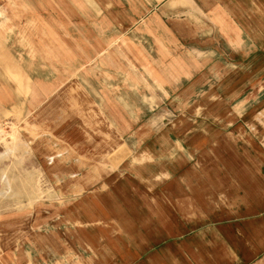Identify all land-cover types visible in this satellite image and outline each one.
Returning <instances> with one entry per match:
<instances>
[{"label": "rangeland", "instance_id": "obj_1", "mask_svg": "<svg viewBox=\"0 0 264 264\" xmlns=\"http://www.w3.org/2000/svg\"><path fill=\"white\" fill-rule=\"evenodd\" d=\"M150 1L0 0V264H100L105 248L115 256L116 206L162 190L145 174L164 160L211 169L210 144L237 130L260 146L244 116L264 101V23L252 22V54L174 38L159 53L147 32L166 26L149 16L169 0ZM147 156L156 167L132 163Z\"/></svg>", "mask_w": 264, "mask_h": 264}, {"label": "crops", "instance_id": "obj_2", "mask_svg": "<svg viewBox=\"0 0 264 264\" xmlns=\"http://www.w3.org/2000/svg\"><path fill=\"white\" fill-rule=\"evenodd\" d=\"M153 2H147L148 7ZM252 6H258V13ZM175 16L179 19H173ZM150 20L166 26L147 32L148 37L158 39L154 46L159 47V53H165L166 46L164 50L160 47L174 38L195 44L193 52L205 55L252 54V38L262 34L260 31L253 36L252 22L264 23V0H169L159 11L154 8ZM207 65L204 62L199 69ZM169 73L163 72L166 77ZM191 73L195 85L209 84L213 79L211 74L194 78L196 73ZM171 95V90L165 91L163 98L171 99ZM259 105L244 116L245 121L255 118L258 122L253 128L259 147L254 145L252 133L236 129V141L220 138L210 144L211 169L201 168L203 158L195 159L193 166L185 163L186 172H172L171 161L164 160L159 164L163 165L160 173L145 174L146 181L163 182L162 190L141 191L131 205L116 206L115 256L105 248L108 257H98V263L264 264V101ZM163 149L164 156L171 158L172 149ZM127 153L122 147L109 159L120 161ZM147 158L132 163L156 167Z\"/></svg>", "mask_w": 264, "mask_h": 264}]
</instances>
